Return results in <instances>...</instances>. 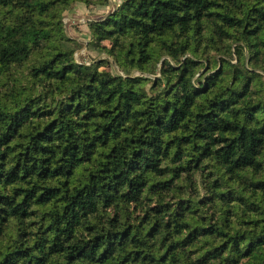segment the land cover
<instances>
[{"label":"trees","instance_id":"obj_1","mask_svg":"<svg viewBox=\"0 0 264 264\" xmlns=\"http://www.w3.org/2000/svg\"><path fill=\"white\" fill-rule=\"evenodd\" d=\"M0 264H264V0H0Z\"/></svg>","mask_w":264,"mask_h":264},{"label":"rangeland","instance_id":"obj_2","mask_svg":"<svg viewBox=\"0 0 264 264\" xmlns=\"http://www.w3.org/2000/svg\"><path fill=\"white\" fill-rule=\"evenodd\" d=\"M118 1L121 2V0H118ZM111 8L112 6L110 7L109 6H95L91 9H88L84 4L77 3L72 10H69L66 12L64 22H65L67 34L72 38H76V39L79 38L78 41L81 42L82 44L85 43L84 45H82V48H80L75 54V57L77 60H80L82 56L84 59L87 58L90 60L98 59L100 57H106V54L100 53L98 51H93L87 47L86 40L88 39V34H89L87 22L88 20L91 19L90 17L92 18L93 17L94 18L103 17L104 14L108 11V9L110 10ZM188 55L190 56V54ZM166 58H167L166 56H163L162 60H165ZM217 59L220 62L219 67H221L223 64V62L221 61V57L218 56ZM205 72H206V69L204 68L200 72V75ZM133 73L140 74L138 71H133ZM148 76L154 79L161 76L160 63L158 64L157 73L150 74Z\"/></svg>","mask_w":264,"mask_h":264},{"label":"water","instance_id":"obj_3","mask_svg":"<svg viewBox=\"0 0 264 264\" xmlns=\"http://www.w3.org/2000/svg\"><path fill=\"white\" fill-rule=\"evenodd\" d=\"M114 65L116 66V63L114 62ZM120 74H122V72H120Z\"/></svg>","mask_w":264,"mask_h":264},{"label":"crops","instance_id":"obj_4","mask_svg":"<svg viewBox=\"0 0 264 264\" xmlns=\"http://www.w3.org/2000/svg\"><path fill=\"white\" fill-rule=\"evenodd\" d=\"M92 19V17H90ZM79 39V38H78Z\"/></svg>","mask_w":264,"mask_h":264}]
</instances>
